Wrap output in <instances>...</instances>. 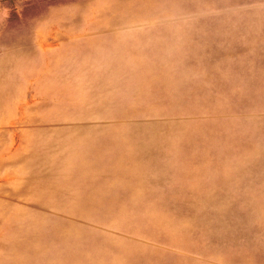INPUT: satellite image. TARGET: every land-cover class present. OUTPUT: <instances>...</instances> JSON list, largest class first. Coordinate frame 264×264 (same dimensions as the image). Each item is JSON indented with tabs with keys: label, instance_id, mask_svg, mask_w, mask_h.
<instances>
[{
	"label": "rangeland",
	"instance_id": "1",
	"mask_svg": "<svg viewBox=\"0 0 264 264\" xmlns=\"http://www.w3.org/2000/svg\"><path fill=\"white\" fill-rule=\"evenodd\" d=\"M0 264H264V0H0Z\"/></svg>",
	"mask_w": 264,
	"mask_h": 264
}]
</instances>
